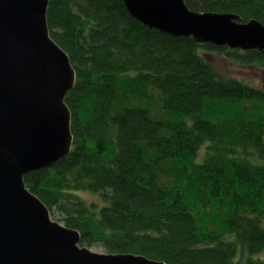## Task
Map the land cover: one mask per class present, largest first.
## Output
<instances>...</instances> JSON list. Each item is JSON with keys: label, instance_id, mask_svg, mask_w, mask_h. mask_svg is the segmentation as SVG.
<instances>
[{"label": "trees", "instance_id": "trees-1", "mask_svg": "<svg viewBox=\"0 0 264 264\" xmlns=\"http://www.w3.org/2000/svg\"><path fill=\"white\" fill-rule=\"evenodd\" d=\"M264 25V0H186ZM50 36L75 69L73 144L25 184L81 245L166 264H264V87L219 69L257 50L160 33L122 0H49ZM96 194L99 202L86 201Z\"/></svg>", "mask_w": 264, "mask_h": 264}, {"label": "water", "instance_id": "water-1", "mask_svg": "<svg viewBox=\"0 0 264 264\" xmlns=\"http://www.w3.org/2000/svg\"><path fill=\"white\" fill-rule=\"evenodd\" d=\"M160 33L264 55V25L186 0H122ZM49 0H0V264H166L135 253L96 252L53 220L25 174L55 165L73 144L65 97L75 83L66 51L50 36Z\"/></svg>", "mask_w": 264, "mask_h": 264}, {"label": "rangeland", "instance_id": "rangeland-1", "mask_svg": "<svg viewBox=\"0 0 264 264\" xmlns=\"http://www.w3.org/2000/svg\"><path fill=\"white\" fill-rule=\"evenodd\" d=\"M207 56L210 61L216 64L219 69L222 70H229L237 78H242L243 80H247L248 84L254 83L258 86L262 85L264 87V67L257 69V67H237L235 66L230 60L225 59L222 55L215 53V52H207ZM84 199L88 201L99 202V198L96 194L93 193H86L83 195ZM50 216L53 220L59 221V218L62 217L59 211L54 212L53 214L50 213ZM90 249L96 252H104L102 247L92 246Z\"/></svg>", "mask_w": 264, "mask_h": 264}]
</instances>
